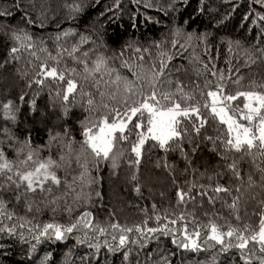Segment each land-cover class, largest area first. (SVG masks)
I'll return each mask as SVG.
<instances>
[{"label":"trees","instance_id":"16d2710c","mask_svg":"<svg viewBox=\"0 0 264 264\" xmlns=\"http://www.w3.org/2000/svg\"><path fill=\"white\" fill-rule=\"evenodd\" d=\"M76 5L80 6L79 11H73ZM198 7L201 11L196 10ZM5 9L10 14H0V148L14 164L23 160L29 150L36 152L37 159L50 157L58 165L53 170L60 178L58 185L46 181L43 191L37 187L28 192L26 184L17 188L8 180L12 175L18 181L15 167L12 172H0V200L6 202V212H14L9 226L11 223H25L27 227L37 224L42 227L44 223L67 225L87 210L93 226L107 227L108 236L99 237V250L90 248V243L97 242L95 232L80 225L79 232L74 231L63 241L42 239L29 256L28 247L35 241H21L18 235L0 232V264H38L46 252L53 253L51 264H210L212 260L214 264H245L239 249L232 247L220 252L219 245L213 242V247L209 248L203 237L199 241L200 249L195 251L178 248L172 242L173 234L163 232L155 234L154 239L148 238L147 243L138 237L139 242L133 244L130 238L125 247L113 252L104 247L103 241L119 235V230L109 227L112 223L132 226L143 224L146 217L148 227L167 224L172 228L187 222V230L191 232L194 220L199 224L212 221L222 230L230 225L246 236L259 231L264 215V149L257 144L249 154L247 148L239 152L223 148L219 137L227 139V126L204 107L207 99L204 85L206 80L211 81L213 87L221 83L226 94L233 95L236 91H264V20L257 16L264 14V0L260 3L257 0H0V12ZM254 17L255 24L252 23ZM176 28L181 32L173 46L172 34ZM20 29L32 36L33 50L39 59L31 56L26 47L14 54L20 57L18 61L9 57L8 50L14 46L9 33ZM65 32L66 35L57 39L58 34ZM201 33H207L203 42L199 39ZM82 35L90 39L79 44L75 55L82 59L83 52L94 50L88 60L91 65L95 52H100L110 58L107 64L112 71L96 74L95 79H84L83 66L68 54ZM157 41L159 48L155 46ZM229 41L233 42L231 48ZM57 44L67 51L58 53ZM41 48L47 51L42 52ZM137 48L140 51H136ZM144 48L148 51L144 52ZM161 52L165 53L166 66L157 83L159 92L175 93L174 98L180 101L179 81L183 93L194 97L188 103L198 102L207 122L197 134L193 131V124L198 123L194 116L180 118L181 132L187 130L183 141L170 142L165 151L156 141L147 140L138 165L131 152L138 130L129 122L125 132L127 141H120L118 133L114 134L116 166L111 167V160L97 163L81 148L80 121L87 117L91 126L100 115H114L102 105L107 102L111 108L121 107L118 101L123 92V80L116 81V77L132 80L133 72L145 76L159 71L161 57L158 53ZM49 54L58 56V63L50 59ZM44 60L49 66L76 69V73L64 80L46 78L43 85L35 82L29 85L28 81ZM69 78L78 81V87L74 99L69 93L65 104L61 97ZM84 92L90 93V97L83 96ZM112 92L117 93V101L111 100ZM89 98L94 104L86 110L84 102ZM8 100L13 102L14 121L6 118L3 109V103ZM29 100H34V107H30ZM243 103V97H237L231 107L242 108ZM65 107L67 115L62 111ZM235 116L247 125L239 112ZM205 137L214 138L215 143ZM26 139L30 141V148L20 143ZM20 147L24 151L18 155L16 149ZM121 152L123 155H119ZM233 161L239 177L227 167ZM26 167L34 165L29 163ZM26 167L21 166V171ZM249 177L254 183L249 182ZM137 184L139 191L135 190ZM217 185L229 191L216 192ZM177 188L189 193L191 198L185 197L178 203ZM234 197L239 198L235 208L232 207ZM181 213L185 216L183 221L179 219ZM157 214L161 217L159 221L155 219ZM166 215L168 220L164 219ZM172 219L177 220V225L169 223ZM85 231L91 239L77 243L76 236L84 240ZM203 231L206 234L207 229ZM179 239L183 242L182 237ZM231 239L234 244L239 242L235 237ZM245 254L249 256V264H261L264 258V252L252 240Z\"/></svg>","mask_w":264,"mask_h":264},{"label":"snow or ice","instance_id":"6c2138e0","mask_svg":"<svg viewBox=\"0 0 264 264\" xmlns=\"http://www.w3.org/2000/svg\"><path fill=\"white\" fill-rule=\"evenodd\" d=\"M262 2V0H257V3ZM18 6V5H17ZM170 7L172 5H169ZM115 7V5L113 6ZM235 7V5H233ZM80 6L76 5L73 11H79ZM197 11H201L198 7ZM108 11V9H105ZM3 15H9L10 13L7 10L0 12ZM103 15V13H101ZM260 20H264V14L258 13ZM227 17H225L226 19ZM247 13L245 14V19H247ZM29 23H32V20L29 19ZM252 23H256V18L252 19ZM71 31V30H68ZM181 32V29L176 28L173 30V39L172 45L175 46L177 40L175 37ZM67 32L58 34L57 39L60 35H66ZM11 39L14 41V46L9 48V57L11 59L19 60L18 53L21 47H26L29 50L31 56H37V52L34 49V44L32 43V36L26 33L23 29L13 30L9 33ZM191 33H189V38H191ZM207 33H201L199 39L203 42ZM86 38L82 35L80 41L77 45H73L72 49L68 54L72 57L73 60H78V62L83 66V72L85 73L84 79H95L96 74H103L104 72H110L111 69L108 68L107 61L109 57L103 55L100 52H95V57L91 59V65L88 63L89 58L92 56L94 50H88L82 53L83 58H79L75 55L78 50L79 44L86 42ZM22 41L26 42L22 43ZM229 47L231 48L232 41H229ZM239 44V42H236ZM157 48L160 47V42H155ZM128 47V45H125ZM58 53L67 51L61 49L59 44H57ZM40 51H47L45 48H41ZM136 51H140L139 48ZM144 52H147L148 49L144 48ZM161 57V62L159 65V71H154L149 75L138 76L133 72V79L129 80L127 78L116 77V81L123 80V92L118 101V105L121 107L111 108L109 103H104L103 108L108 109L109 112H113L114 115L109 117L108 113L100 115L96 118L94 122H91L89 126V120L85 117L84 121H80L82 132L81 135L83 140L81 142V148L85 152H89L97 163L101 161L111 160V167L116 166L118 155L115 153V144L116 140L114 134L118 133V139L120 141H127L128 137L125 135L126 129L129 128V122L134 123V127L137 131V139L132 143L131 152L135 154V164L140 163L142 155V147L145 145V142L149 139L156 141L159 144L161 149L165 151L168 150L170 142L175 143L177 140L180 142L183 141L184 136L187 135V130H184L182 133L180 130V124L182 117H191L194 116L195 120L198 123L193 124V131L197 134L207 122V117L201 115L199 103L189 104L188 101L194 99L189 93H183V90L179 88V81H177L178 89L182 93L180 101H177L175 93L172 92H159L157 88V83L159 77L164 73L166 66V61L163 59L165 53H158ZM49 58L57 61L58 56H51ZM143 59V57H141ZM168 59H171V56H168ZM31 65V61L28 62ZM155 67V65H154ZM73 73H76V69H60L55 65L49 66L47 60H44L39 63L38 71L33 75L32 79L28 81L29 85L35 82L38 85H43L46 78H52L53 80L59 79L64 80L66 77L71 76ZM215 75V73H213ZM223 79V77H222ZM146 81V83L142 82ZM98 84L99 81L97 80ZM236 83H239L237 80ZM78 87V81L74 79H67V86L63 91L61 99L65 102L68 101L69 93L73 94V99L75 97V90ZM205 88H207V99L205 100L204 107L207 108L210 113L218 118L224 125L227 126V139L219 137L221 145L226 151H243L247 148L249 154H251L254 147L259 145L261 149H264V91H236L235 94H226V89L221 83L215 84L213 87L211 81H205ZM148 88H151V91H148ZM201 96L204 95L203 92L200 93ZM83 96H89L90 93L84 92ZM104 93L101 92V96ZM112 101H117V93L112 92L109 94ZM57 96H60L59 91H57ZM237 97H243L244 103L242 108H232V101L236 100ZM23 94L20 96V100L23 101ZM12 101L8 100L3 103V109L6 115V118H10L13 121L16 119L15 110L12 108ZM30 107H34V100H29ZM86 110L90 109L94 104L93 99L89 98L85 102ZM63 114L67 115V107L63 108ZM239 112L240 117L243 120H246L247 125L239 122L236 119L235 113ZM135 118V119H134ZM109 119L111 122H109ZM5 133L8 132L7 129L4 130ZM68 129L65 128V136H67ZM50 139H52L51 131L49 132ZM59 136V133H57ZM14 139V138H13ZM205 139L213 140L212 137H205ZM22 145H27L30 148V141L25 140L20 142ZM71 140H69V145ZM189 144H191V138L189 137ZM11 147V145H10ZM183 151V148L180 149ZM24 151L23 147L17 148L16 152L19 155ZM195 151V149H193ZM119 155H123L121 152ZM36 152L29 150L27 155L23 160L17 161L15 164L12 161H9L5 152L0 148V172L7 170L12 172L15 167L14 175L18 176V181L13 179L12 175L8 176V180L16 184L19 188L22 184H26V191L32 192L37 187L43 191V186L46 181H50L51 184L58 185L60 183V178L56 175L53 170L54 167H57L55 161L50 157L45 159H37ZM64 157L61 156V159ZM79 154H77V160H79ZM31 163L34 165L32 168H27L26 166ZM133 163V161H129ZM21 166H25L26 170L21 171ZM167 168L168 165L165 164ZM227 167L231 169L237 177H239V171L237 169V164L235 161L227 164ZM136 179L135 174L132 177ZM249 182L251 177H249ZM139 184L136 185L135 190L139 191ZM50 190V189H49ZM216 192H227L229 189L224 188L223 186L217 185L215 188ZM239 191V189H237ZM99 195V193H97ZM177 202H183L185 197H189V193L182 191L180 188H177L176 191ZM191 198V197H189ZM19 199V195H17ZM238 197L233 198L232 207L235 208L238 203ZM5 203L3 200H0V232H6L10 236L18 235L21 241H35V243L30 244L27 250V254L31 256L36 244L39 243L42 239H55L57 241H63L71 233L79 232V226L82 225L84 229L89 231H94L97 242L90 243L89 247L99 250L100 242L99 237L101 235L108 236L107 227L104 226H93L91 222V213L87 210L81 214V216L76 218V221L67 225H61L56 223H44L41 227L37 224L35 227H27L25 223L19 225L15 223H9L13 220L14 212L5 211ZM155 211V205H153ZM155 219L159 221L161 217L157 214ZM165 220H168L167 215L164 217ZM180 220H185L183 213L180 214ZM147 217L143 224L137 223L132 226L120 225L118 223H112L109 225L114 231L119 230V235H112L111 240L105 239L103 241L104 247L108 249L109 252L119 251L122 247H125L131 238L133 244L138 243L139 239H142L144 243H147L148 238H155V234L163 232L165 235H172V242L181 249H191L199 250L201 247L200 239H203L208 243V247H213V242L215 245H219V251L224 252L229 248L235 247L241 252V259L245 264H249V256L245 254L246 246L249 243V240L256 241L259 243L260 251L264 252V215L261 216L259 231L253 233L251 236H246L245 233L237 228L228 226L227 230H222V227L216 223L209 221L208 224H199L195 223L193 220L194 228L191 232L187 230V222L179 225L177 227L169 228L167 224H162L159 227H148L147 226ZM171 225H177V220L172 219L169 221ZM19 227L20 231L17 232ZM204 229H207L206 234ZM35 233V235H33ZM133 233L137 235H132ZM183 238V242L179 239ZM229 239H225V238ZM235 237L239 242L232 243V239ZM91 237L88 235V231L84 232V240L81 239L79 235L76 236L77 243H83L90 240ZM142 246V245H141ZM53 253L46 252L38 262V264H51V258ZM125 259L128 257V253H124ZM163 259V258H162ZM167 264V262H165ZM210 264H214V260L210 261ZM261 264H264V258L261 259Z\"/></svg>","mask_w":264,"mask_h":264},{"label":"rangeland","instance_id":"374dc122","mask_svg":"<svg viewBox=\"0 0 264 264\" xmlns=\"http://www.w3.org/2000/svg\"><path fill=\"white\" fill-rule=\"evenodd\" d=\"M255 243H257L256 241H254ZM259 245V243H257ZM260 247V246H259Z\"/></svg>","mask_w":264,"mask_h":264}]
</instances>
